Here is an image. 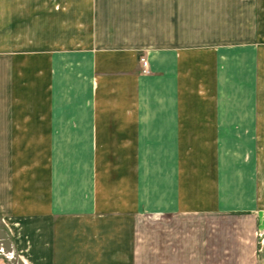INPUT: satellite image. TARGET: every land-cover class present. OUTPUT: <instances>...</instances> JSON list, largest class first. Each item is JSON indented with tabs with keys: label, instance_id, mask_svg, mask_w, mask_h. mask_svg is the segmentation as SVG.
<instances>
[{
	"label": "crops",
	"instance_id": "0c3cea01",
	"mask_svg": "<svg viewBox=\"0 0 264 264\" xmlns=\"http://www.w3.org/2000/svg\"><path fill=\"white\" fill-rule=\"evenodd\" d=\"M28 1L42 6L27 20L26 64L41 52L43 76L52 65L57 88L69 78L81 102L52 123L28 103L15 70L18 0H0V247L25 264H138L147 213L264 210V0H88L71 36L62 11L49 17L57 0ZM35 129L71 134L52 158L45 141L36 180L23 136ZM63 158L78 166L50 178ZM83 163L95 169L84 184Z\"/></svg>",
	"mask_w": 264,
	"mask_h": 264
},
{
	"label": "rangeland",
	"instance_id": "374dc122",
	"mask_svg": "<svg viewBox=\"0 0 264 264\" xmlns=\"http://www.w3.org/2000/svg\"><path fill=\"white\" fill-rule=\"evenodd\" d=\"M35 3L36 1L31 3L28 0H18L14 5L16 29L13 38L17 43L15 47V70L22 92L32 96L31 99L27 97L28 103H32L33 108L39 112L40 110H49L51 121L57 118L59 111L62 114H67L75 104H79L81 101L74 100L73 95L71 96V90L68 88L69 78H66L64 84L57 88L58 77L52 74L54 69L52 65H50L49 74L45 68L46 74L43 76L41 71L45 63L41 52L28 53V57H31L33 61L32 69H30V63L26 64L27 49H29L26 46L28 39L26 33L27 20L31 12L33 14L40 13L42 6L41 3H38L39 5H35ZM46 6L43 3V7ZM88 7V0H57L56 4L48 5L47 10L52 22L57 19L55 14L57 10L64 13L62 17L63 22L66 23V36H71L75 35L80 16L88 15ZM199 14L201 15L200 10L194 12L195 16ZM41 17L42 14L35 15L34 22L39 21ZM6 22L5 19L4 24ZM259 26L264 29V20L260 22ZM38 35L40 34L34 38L40 39ZM263 37H260L261 40ZM5 42L8 43L7 40ZM0 48H4V46H0ZM141 59L142 57L140 62ZM50 61L53 62L51 58ZM54 71L56 72V69ZM141 72L147 75L149 69L147 72ZM30 75H32L31 78ZM210 77H212V72ZM244 92L245 87L243 86L242 95ZM24 96L26 95L23 94V98ZM145 102L147 103L146 99ZM54 124H61V122ZM25 135L28 140L34 141L35 160L39 161V163H35L36 180V175L38 178L41 176L42 167L45 169V165L41 163V159L45 156L46 149L43 147L45 141L50 143L49 150L52 158V155H56L57 152L56 149L52 148V144L57 146L59 142L65 143L71 134L67 131L42 132L35 129L32 133H23L24 138ZM71 150L60 148V151L65 152V155ZM77 166L68 158L60 159L59 163L56 164L51 163L50 178H52V169L68 173L73 172L74 167ZM105 166L100 165L102 170H105ZM146 166L151 167L152 165ZM37 167L38 170H36ZM81 170L83 184L88 183L89 174L95 171L93 165L83 163ZM150 174V171L147 170V175L150 176ZM146 190L148 193L152 192V187L147 185ZM146 199V203H152V195L147 194ZM144 218L145 223L140 224L141 241L139 242L140 259L138 264H264V210L257 212L235 210L224 213L176 215L162 218L147 213ZM257 220L260 225H258ZM5 221L4 217L0 215V224L6 225ZM5 250V247L1 246L0 254H4V258L9 264H25L21 258L14 255L12 250Z\"/></svg>",
	"mask_w": 264,
	"mask_h": 264
},
{
	"label": "built area",
	"instance_id": "2783aa9c",
	"mask_svg": "<svg viewBox=\"0 0 264 264\" xmlns=\"http://www.w3.org/2000/svg\"><path fill=\"white\" fill-rule=\"evenodd\" d=\"M141 65H142V71L143 72H147L148 71V67H147V62L144 59H141Z\"/></svg>",
	"mask_w": 264,
	"mask_h": 264
}]
</instances>
